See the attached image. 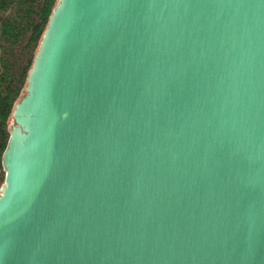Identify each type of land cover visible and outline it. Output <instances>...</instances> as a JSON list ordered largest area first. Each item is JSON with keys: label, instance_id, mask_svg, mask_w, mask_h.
I'll return each mask as SVG.
<instances>
[{"label": "water", "instance_id": "95a60500", "mask_svg": "<svg viewBox=\"0 0 264 264\" xmlns=\"http://www.w3.org/2000/svg\"><path fill=\"white\" fill-rule=\"evenodd\" d=\"M23 93L0 264H264V0H58Z\"/></svg>", "mask_w": 264, "mask_h": 264}, {"label": "trees", "instance_id": "16d2710c", "mask_svg": "<svg viewBox=\"0 0 264 264\" xmlns=\"http://www.w3.org/2000/svg\"><path fill=\"white\" fill-rule=\"evenodd\" d=\"M58 0H0V189L2 155L15 104L23 96L49 18Z\"/></svg>", "mask_w": 264, "mask_h": 264}, {"label": "rangeland", "instance_id": "374dc122", "mask_svg": "<svg viewBox=\"0 0 264 264\" xmlns=\"http://www.w3.org/2000/svg\"><path fill=\"white\" fill-rule=\"evenodd\" d=\"M10 124H12V120L10 121Z\"/></svg>", "mask_w": 264, "mask_h": 264}]
</instances>
